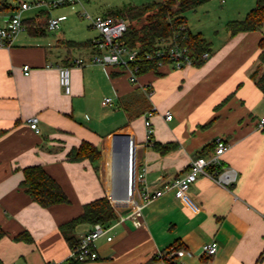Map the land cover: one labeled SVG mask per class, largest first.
Wrapping results in <instances>:
<instances>
[{
  "label": "crops",
  "instance_id": "obj_1",
  "mask_svg": "<svg viewBox=\"0 0 264 264\" xmlns=\"http://www.w3.org/2000/svg\"><path fill=\"white\" fill-rule=\"evenodd\" d=\"M148 1L153 0H106L93 10L106 15L109 9ZM214 1L195 8L202 6L196 23L188 24L185 16L188 31L210 43L209 57L181 69L159 66L135 83L117 68L74 65L91 49L67 50L60 38L21 32L10 47H0V264H143L177 241L190 254L178 257L179 264H264V129L257 128L264 96L250 76L259 65L264 24L230 35L226 22L244 18L256 0ZM216 5L210 33L205 15ZM44 9L26 10L23 18ZM11 13L0 12V24ZM64 65L71 67L69 94L59 84L57 66ZM104 97H111L112 104L103 105ZM151 107L158 111L151 117L154 132L147 142L143 118ZM167 112L170 119L164 117ZM33 115L39 118L38 132L27 122ZM218 137L228 144L220 161L235 171L231 183L199 175L183 197L166 190L143 208L141 226L128 219L113 221L107 233L112 240L106 235L96 240V260L68 259L71 248L59 227L84 203L107 196L112 168L119 167L116 179L123 183L144 166V184L163 187L184 175L191 158L209 154ZM81 141L100 150L96 161L69 159V150ZM165 144L172 146L163 151ZM36 164L60 184L68 203L42 207L19 186L22 168ZM140 187H134L137 199ZM91 227L80 224L74 234L80 238ZM21 232L31 240L15 239ZM212 240L217 253L202 255L201 246Z\"/></svg>",
  "mask_w": 264,
  "mask_h": 264
},
{
  "label": "built area",
  "instance_id": "obj_2",
  "mask_svg": "<svg viewBox=\"0 0 264 264\" xmlns=\"http://www.w3.org/2000/svg\"><path fill=\"white\" fill-rule=\"evenodd\" d=\"M80 2V0H33L22 1L18 7L9 15L4 17V24H0V47H10L15 37L21 32H26V24L23 22L22 13L26 10L47 8L52 9L64 4ZM223 1V0H221ZM81 16L90 21L92 28L96 29L98 34L92 39L93 51L88 56H82L73 60V64L83 66L85 64H96L107 67L118 68L122 73L126 74L131 83L137 82L141 64L144 61H154L157 66L171 64L176 69L192 66L195 64V57L191 50L184 42L185 35L179 38L178 34L174 37L159 39L154 48L150 51H141L138 48H130L120 42L127 29L126 21L121 17H111L106 15L92 16L86 11L81 12ZM64 19L63 15L50 17L47 21V29L55 30L60 26ZM184 28V27H182ZM209 57V52H203L200 55L202 61ZM25 74L29 72L30 66L25 64L22 66ZM70 66H57L59 84L65 94L71 92L70 83ZM113 102L111 97H104L101 101L103 105H111ZM158 111L155 107H151L144 113L143 124L145 128L146 141L151 142V136L154 132L151 117ZM165 119H170L169 112L164 114ZM39 118L36 115L27 119L29 127L38 132ZM257 128L264 129V116L257 123ZM214 149L205 156H196L190 159L188 170L181 177L175 179L171 184L159 188H149L144 184L145 167L138 170L133 177L129 176L128 180L117 182L116 172L112 168L108 172L107 184L108 192L106 198L114 209L118 221L128 219L135 226H141L143 208L151 200L161 196L166 190L173 188L176 197H183L199 175H204L212 180L228 184L235 178V171L229 167H223L221 164V155L226 151L228 144L223 138L218 137L214 141ZM210 167L212 169H210ZM119 168V167H118ZM129 171V168H128ZM141 185L138 191V199L135 197L134 187ZM115 221V220H114ZM111 224V223H110ZM102 225L96 223L91 229L84 233L79 242L70 250L68 259L75 262L94 261L98 258L96 240L106 235V240L111 241L112 236L107 235L111 225ZM219 249L218 243L214 240L204 243L200 252L204 256H213ZM189 252L185 249L172 250L168 257H181ZM49 264H60V262H50Z\"/></svg>",
  "mask_w": 264,
  "mask_h": 264
},
{
  "label": "trees",
  "instance_id": "obj_3",
  "mask_svg": "<svg viewBox=\"0 0 264 264\" xmlns=\"http://www.w3.org/2000/svg\"><path fill=\"white\" fill-rule=\"evenodd\" d=\"M208 0H153L145 3L132 5L126 4L121 7L109 9L106 16L121 17L127 23V29L119 39L122 44L130 48H138L141 51H150L156 42L161 38L174 37L175 34L185 35L184 42L188 44L192 55L195 57V65H200L203 61L200 55L203 52H211L210 43L200 33H191L186 27V17L184 13L195 9L197 6ZM9 0H0V12H13L18 5ZM47 11H40L35 17L24 19L26 32L32 36L44 35L48 21ZM264 24V0H256L254 7L247 12L244 18L230 20L226 22L225 28L230 35L239 32L259 30ZM184 27V28H182ZM67 50L89 48L93 51L92 39L87 40H60ZM258 66L250 74L257 87L264 96V69L260 65L264 62V37L258 42ZM157 63L154 61H144L141 64L139 75L148 71H156ZM117 73H122L118 69ZM155 148L159 145L154 144ZM172 145H161L163 151ZM214 143L210 149H214ZM198 156H203L198 155ZM71 160L88 159L93 162L100 157V150L88 141H81L79 146L72 147L68 152ZM23 178L19 186L30 196V198L42 207H49L55 204L68 203L69 198L60 184L45 170L42 165H30L22 168ZM117 215L109 203L106 196L98 197L82 206L81 212L60 225L65 240L72 248L79 242V237L74 234L75 228L80 224L94 225L100 223L109 225L116 220ZM3 231L0 230V236ZM17 240L30 241L31 237L27 232H21L14 237ZM180 242H173L159 253L153 254L143 264H179L176 256L168 257L172 250L183 249Z\"/></svg>",
  "mask_w": 264,
  "mask_h": 264
},
{
  "label": "rangeland",
  "instance_id": "obj_4",
  "mask_svg": "<svg viewBox=\"0 0 264 264\" xmlns=\"http://www.w3.org/2000/svg\"><path fill=\"white\" fill-rule=\"evenodd\" d=\"M209 1L212 0H208L206 1V3ZM105 2L106 0H80V2L78 1L74 3H68L52 9L45 8L44 11H47L49 18L63 15L64 20L60 23V26L55 30H46L44 37L51 41H57V39L59 38L61 40H85L88 38H92V35L97 32V30L91 27L90 21L87 18L81 16V12L86 11L90 15L94 16L96 15L97 11H94L93 8H99L100 5H103V3ZM213 2L215 1L213 0ZM201 8L202 6L199 7V9L188 10L184 13V15L188 18V24L196 23L195 13L200 12ZM219 8L220 7L216 5V7H214L213 9L210 8L209 13H206L205 24L208 25L207 31L210 30L213 25H215L216 16L218 15L219 11L215 9ZM210 33H212V30H210ZM208 35L210 36L211 34ZM218 39L219 38L215 37L216 41Z\"/></svg>",
  "mask_w": 264,
  "mask_h": 264
},
{
  "label": "water",
  "instance_id": "obj_5",
  "mask_svg": "<svg viewBox=\"0 0 264 264\" xmlns=\"http://www.w3.org/2000/svg\"><path fill=\"white\" fill-rule=\"evenodd\" d=\"M117 169H119V168H117Z\"/></svg>",
  "mask_w": 264,
  "mask_h": 264
}]
</instances>
